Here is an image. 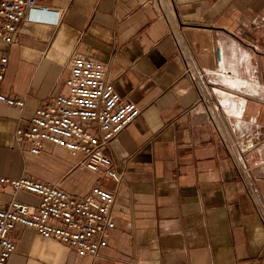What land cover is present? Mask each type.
Here are the masks:
<instances>
[{
	"label": "crops",
	"instance_id": "0c3cea01",
	"mask_svg": "<svg viewBox=\"0 0 264 264\" xmlns=\"http://www.w3.org/2000/svg\"><path fill=\"white\" fill-rule=\"evenodd\" d=\"M36 2L59 11L58 20L23 18L16 42L0 41L7 56L0 89L25 99L21 113L0 102V174L31 175L79 196L99 181L62 147L46 142L34 155L14 139L18 115L64 88L68 58L79 52L101 60L118 93L140 108L104 148L122 179L115 226L94 262L264 264V227L210 120L255 141L244 162L264 200V0ZM171 27L191 52L190 72ZM12 197L37 201L8 188L0 205ZM11 237L6 264L91 262L30 227L15 225Z\"/></svg>",
	"mask_w": 264,
	"mask_h": 264
},
{
	"label": "built area",
	"instance_id": "2783aa9c",
	"mask_svg": "<svg viewBox=\"0 0 264 264\" xmlns=\"http://www.w3.org/2000/svg\"><path fill=\"white\" fill-rule=\"evenodd\" d=\"M40 13H51L52 16L44 17ZM58 14L59 11L40 5L36 0H0V41L15 43L19 22L23 18L53 22L58 20ZM170 33L186 64V71L190 72L192 55L185 48L181 32L171 27ZM216 53L220 59L219 49ZM6 65L7 56L1 53L0 85ZM66 67L64 88L42 99L28 116L18 115L14 139L18 144L26 143L28 151L34 155L42 152L46 142L62 147L77 158L75 166L96 174L99 181L79 196L57 183L31 175L9 177L0 174V191L10 188L13 193L24 191L37 197L35 203L12 197L0 205V264H6L16 248L11 232L17 224L33 228L43 238L59 240L79 256H89L90 264H100L94 261L108 244L115 226L113 207L122 174L114 168L104 148L134 121L140 108L118 93L107 78L106 67L101 60L74 52L69 56ZM0 102L14 107L19 113L25 107L24 97L1 89ZM210 120L232 158L237 175L264 227V200L256 184L253 165L244 162L245 153L255 141L234 137L211 115ZM260 164H264V154ZM100 180L112 181L114 186L107 187Z\"/></svg>",
	"mask_w": 264,
	"mask_h": 264
},
{
	"label": "rangeland",
	"instance_id": "374dc122",
	"mask_svg": "<svg viewBox=\"0 0 264 264\" xmlns=\"http://www.w3.org/2000/svg\"><path fill=\"white\" fill-rule=\"evenodd\" d=\"M248 138L252 139L251 137H249L247 135H244L243 137H241V139H243V140H247ZM235 151H236V149H235Z\"/></svg>",
	"mask_w": 264,
	"mask_h": 264
},
{
	"label": "bare ground",
	"instance_id": "6f19581e",
	"mask_svg": "<svg viewBox=\"0 0 264 264\" xmlns=\"http://www.w3.org/2000/svg\"><path fill=\"white\" fill-rule=\"evenodd\" d=\"M43 19H47V18H43Z\"/></svg>",
	"mask_w": 264,
	"mask_h": 264
}]
</instances>
